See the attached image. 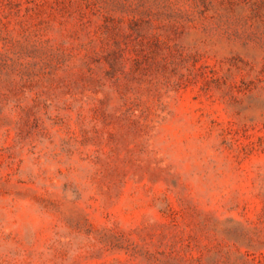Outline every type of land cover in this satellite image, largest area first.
<instances>
[{
  "label": "rangeland",
  "instance_id": "374dc122",
  "mask_svg": "<svg viewBox=\"0 0 264 264\" xmlns=\"http://www.w3.org/2000/svg\"><path fill=\"white\" fill-rule=\"evenodd\" d=\"M0 264H264V0H0Z\"/></svg>",
  "mask_w": 264,
  "mask_h": 264
}]
</instances>
